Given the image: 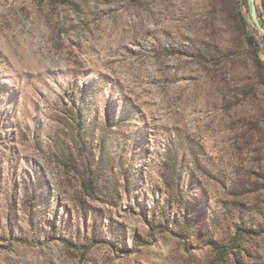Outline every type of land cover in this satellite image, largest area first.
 Segmentation results:
<instances>
[{"label":"rangeland","instance_id":"obj_1","mask_svg":"<svg viewBox=\"0 0 264 264\" xmlns=\"http://www.w3.org/2000/svg\"><path fill=\"white\" fill-rule=\"evenodd\" d=\"M0 264H264L249 0H0Z\"/></svg>","mask_w":264,"mask_h":264},{"label":"water","instance_id":"obj_2","mask_svg":"<svg viewBox=\"0 0 264 264\" xmlns=\"http://www.w3.org/2000/svg\"><path fill=\"white\" fill-rule=\"evenodd\" d=\"M249 9H250L251 16H252L254 23L260 29V31L264 34V26L260 22V19H259L257 0H249Z\"/></svg>","mask_w":264,"mask_h":264},{"label":"crops","instance_id":"obj_3","mask_svg":"<svg viewBox=\"0 0 264 264\" xmlns=\"http://www.w3.org/2000/svg\"><path fill=\"white\" fill-rule=\"evenodd\" d=\"M257 7L262 19L264 20V0H257Z\"/></svg>","mask_w":264,"mask_h":264}]
</instances>
